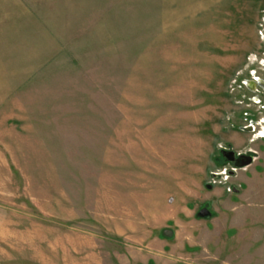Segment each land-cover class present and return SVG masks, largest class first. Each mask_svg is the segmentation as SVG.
Returning a JSON list of instances; mask_svg holds the SVG:
<instances>
[{"label":"rangeland","instance_id":"obj_1","mask_svg":"<svg viewBox=\"0 0 264 264\" xmlns=\"http://www.w3.org/2000/svg\"><path fill=\"white\" fill-rule=\"evenodd\" d=\"M0 264H264V0H0Z\"/></svg>","mask_w":264,"mask_h":264},{"label":"water","instance_id":"obj_2","mask_svg":"<svg viewBox=\"0 0 264 264\" xmlns=\"http://www.w3.org/2000/svg\"><path fill=\"white\" fill-rule=\"evenodd\" d=\"M230 155H235L233 151H229ZM239 158H241V160H237L236 163V167L241 168V167H245L247 165H249L252 162V157L250 155L245 156V155H239ZM201 217L206 218L210 216V213L206 210V209H202L201 211H199L198 213ZM162 235L166 238H169L173 235L172 230L170 229H163L162 230Z\"/></svg>","mask_w":264,"mask_h":264},{"label":"flooded vegetation","instance_id":"obj_3","mask_svg":"<svg viewBox=\"0 0 264 264\" xmlns=\"http://www.w3.org/2000/svg\"><path fill=\"white\" fill-rule=\"evenodd\" d=\"M251 87H253V84L251 85ZM231 163H233L234 165H236L237 160H241V158H239L238 156L235 155H230L229 152H226L223 154Z\"/></svg>","mask_w":264,"mask_h":264}]
</instances>
